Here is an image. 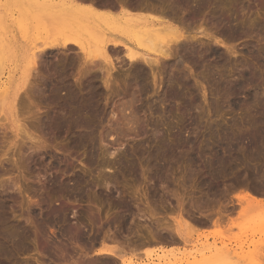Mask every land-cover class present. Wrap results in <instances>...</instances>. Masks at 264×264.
Here are the masks:
<instances>
[{
  "label": "rangeland",
  "instance_id": "obj_1",
  "mask_svg": "<svg viewBox=\"0 0 264 264\" xmlns=\"http://www.w3.org/2000/svg\"><path fill=\"white\" fill-rule=\"evenodd\" d=\"M40 1L42 0H0V33L12 31V35L15 36V46L23 48L24 51L41 47L42 39L50 37V22L47 23L46 20L51 19V11L46 10ZM95 1L97 4L100 1L98 7L101 8V0ZM166 1H168V5L170 0ZM68 3L66 5L70 7L71 4ZM159 3L158 6H161ZM27 4L28 8L24 7ZM173 4L171 3L176 12L181 11L178 12L179 15L177 13L179 17L186 15V19H190L188 12L180 9L181 7L178 5L176 6L178 3ZM195 4L192 3V6ZM212 4L218 6L219 0H214ZM222 4L220 2L219 6ZM223 5L217 8L224 12L225 16L229 15L227 17L234 19L246 36L241 34L235 39L226 37V40L225 37H220L224 41V45H220L218 48L224 61H218L215 56L212 58L204 56L205 58L202 57L203 59H200L199 64H195L196 66L193 62H189L191 65L180 64L179 67H181L178 71L182 75L181 78L186 77L182 78L184 81L179 84V90H183L182 93L185 96L182 100L169 101L168 97H164L163 93L167 90L166 86L171 74L165 68L169 61L161 62L162 69L156 77H152L153 73L150 68L141 62L148 70L147 73L150 72L148 73L149 80L147 79L148 92H150L142 96L137 93V97L127 94L126 87H123L127 85V81L131 80L128 75L132 74L134 68L124 58L123 52L119 54V57L122 58L119 60L111 54L113 60L116 61L114 62L116 68L109 81V84L112 85L104 87L105 79L103 78L101 82L99 80V94L92 99L94 109H97L94 116H89L95 125L93 128L98 125L96 127L98 132L95 128V135H93L97 139L94 140L97 143L87 140L81 149L74 146L79 134L78 130L75 129L73 132L68 129L67 132L59 128L58 130L55 120L68 105L66 89L69 87L63 86L65 82L61 80L62 74L60 75V73L64 69H66L64 72H67L72 68L67 72L69 76L71 75V79L68 77L69 82L67 83L72 87L77 86V88L88 84V80L84 78L85 75L80 74L79 67L81 61L83 62L81 60L83 55L78 54L77 48L68 51L56 49V52L51 50L46 53L47 55H44L45 57L41 61L42 63L45 61L42 70L47 65L46 63H48L46 68L52 64L49 70L55 74H52L54 77L51 75L47 77L49 73L46 69L47 75L44 70L40 72L42 76L37 78L39 81L37 79L32 81V83H37L36 86L32 84L36 89L31 85H29L30 89L26 87L27 93L23 90L21 92L23 97L21 95L18 97L14 108L7 109V117L3 114L0 115L5 117H0V120L4 119L0 122V236L4 235L6 229L13 233L18 232L17 235L23 234L24 231L33 234L30 239H27L28 241H22L17 243L18 246L16 244L11 247L10 250L13 248L12 255L4 254L7 257L2 254L6 244L0 239V252L2 251L0 264H93V262L94 264H121V261H124L125 264H207L208 262V264H264V154L263 158L259 155L255 156L259 157L256 160L254 156L246 157L245 155L247 159L241 156L239 158L243 160L240 163L237 160L236 164L231 166L228 162L221 168L208 167L207 164L205 166L204 163L208 161L210 155H205L202 157L203 159L200 158L202 163L204 162L203 164L196 159L193 165V161L190 160L206 148L207 144L204 145V143L210 137L217 139L219 136L218 140H221L225 138L224 135L228 130L232 129L233 131L230 132L233 133H238L240 130L239 132H243L249 137L246 135V139L240 143L247 147L250 137L254 135V130L258 128L264 130V108H261L264 107V103H259L260 106L263 104L260 107L255 99L247 100L249 93L254 94L253 90L264 91V0H230L229 5L225 4L226 7ZM103 6L105 5H102V8H104ZM163 6L167 9L165 3ZM213 6L211 8L213 11L206 7L198 16L200 19L195 18L197 25L205 23L204 25L207 27L211 23L209 20L214 21L216 7ZM168 8L171 7L168 5ZM189 8L187 7L186 10L190 11ZM208 12L212 14L209 15ZM203 14L204 17H202ZM183 16L181 18H184ZM190 20L192 23V19ZM212 24L214 22L208 26L209 30ZM209 33L211 32L209 31ZM215 36H219V34ZM201 39L202 41L198 40L200 45L214 46L215 44L214 41H210L206 37ZM6 60L8 66L13 69L22 63L16 54L13 57H7ZM78 60L79 62H77ZM174 61L176 60H170L169 64L171 62L174 64ZM71 62L72 66H67L66 63ZM217 62L221 67H214ZM56 64L59 66L65 64L66 66L63 65L60 68ZM192 66L195 67V70L192 69ZM52 67L55 69L53 70ZM18 69L20 70L21 66ZM251 69L254 70L253 73H263V80L260 78L256 82L258 87H261L252 86L249 88L250 92H248L247 98L244 97V94L239 96V100H237L243 105H235L234 100H228L229 97H226L224 92L219 93L215 84L216 73L219 70L226 73L225 75L230 74V78L240 79L243 72ZM64 75L66 74L64 73ZM103 75L106 78V72ZM57 76L60 79H57ZM47 79L50 80L47 81ZM47 82L53 83V88ZM54 86L55 88L59 87V89L56 88L59 90L57 91L59 99L57 97L52 99ZM115 88H118L119 94ZM204 92H206V99L202 97ZM195 96H200L197 97L198 101L195 100ZM250 102H254L256 105ZM185 103L188 104L187 110L183 107ZM233 125L237 127L235 128ZM257 125L260 127L257 128ZM21 129L26 130L32 136L31 141L22 133ZM225 130L227 131L221 134ZM262 130L258 131L264 134ZM161 139L164 141L162 142ZM179 140H182L180 148L175 146ZM160 144L162 146H159ZM93 146L100 149L101 152L96 150L95 156L100 154L98 158L101 161L95 157L98 160L94 164L90 160ZM158 146L162 149L160 150ZM74 147L75 149H73ZM184 149L186 151L183 152ZM199 150L201 151L199 152ZM159 151L164 153L166 151L168 157H164L165 154H160ZM188 154L191 158H188ZM156 155L162 156L159 158ZM101 157H104V160L107 158L109 161L112 159L113 162H116L115 165L119 161L121 167L113 166L115 168L111 167L112 172H110ZM113 173H117L115 180L111 179L110 181L107 176L104 177V175ZM99 174L101 175L99 176ZM98 178H100V183H98ZM107 184H109V188ZM247 191H250L253 197L255 195L257 200L261 199L263 204L255 205L252 200L240 199L245 196ZM63 208L66 209L65 215L54 214L55 211ZM47 211L53 212L50 223L46 222ZM74 225L83 228L81 236L72 238V240L80 239L83 256H81V250L76 249L71 243V238L61 235L64 232L62 229L72 228ZM52 229H55L54 232ZM85 229L87 230L86 234L84 233ZM89 229H92L95 235L89 236ZM2 232L3 234H1ZM36 239L38 242L35 241ZM36 242L37 244H35ZM57 242L58 244L62 242L73 245L69 244L62 252L60 249L52 248ZM102 250L113 252L114 256L99 255ZM82 257L84 259H81Z\"/></svg>",
  "mask_w": 264,
  "mask_h": 264
},
{
  "label": "bare ground",
  "instance_id": "obj_2",
  "mask_svg": "<svg viewBox=\"0 0 264 264\" xmlns=\"http://www.w3.org/2000/svg\"><path fill=\"white\" fill-rule=\"evenodd\" d=\"M214 0H170V3L167 5L166 0H101L102 5L104 8L98 7L97 1L95 0H42L40 1L41 5L46 9V10H50L51 14H50V18H48V20H46V22H50V37H46L45 39H42V45L41 47H37L34 50H29V51H24L23 48H17L15 46V36L12 35V31H2L0 33V115L3 114L4 116L7 117V109L9 107H13L16 104L15 102L17 101L18 97L21 95V92H26V90H28L26 87L29 88V85L33 86L32 84H35L34 82L32 83L33 80L36 81V79L39 76H42L40 72H45L46 74V70H48V75L53 76L52 74H54L51 70H49L52 66V64L50 65V67L47 69L46 66L48 65V63H46L47 65H45V68L42 70V67L44 66V63H42L41 61L43 60V57H45L44 55L51 50H55V52L58 49H64V50H72L74 48H77L79 50L78 54H82L83 57L81 60H83V62L81 61V65H80V74L81 75H85L84 78H86L88 81V84L86 86H84L82 83V87L79 86V88L76 87H72L71 84L67 83L69 82V78L71 79V75L69 76V74L67 72H64L66 69H64V72L66 75H64V73H60V75L62 74V81L65 82V84L63 83V86L69 87L68 89H66V94L68 96V105L65 107L66 109L64 110V112L61 115H58L56 121V125L58 126L57 129L59 128L60 130H66L65 132L68 131H72L73 130H78L79 134L77 135V141L75 142V147L76 148H82V146L84 145L85 141L87 140H97L95 139V128L98 126H96L95 128H93L95 125H93L92 121L90 120L91 116H94V112L97 109H94V104H92V99L94 97H96L99 94V90H100V85H98V82L104 78V87H110L111 85L109 84V81L112 77V72L115 70L116 68V64H114L113 60V56L111 57V54H113L115 56L116 59H122L119 57V54H124V58L127 59V62L131 64V66L134 68V70H132L133 72H131L132 74L128 75L130 76L129 79H131L130 81H127V85L123 86L126 87V93L129 94L130 96L136 95L137 93H139L141 96L143 94H146L148 92V86H147V79H148V70H146V67L143 66L141 64L145 63L149 68L150 71L153 73L152 77H156L157 74H159V71L162 69V66L160 67L161 62L163 61H169L175 59L176 61H174L175 63L173 64L172 62L169 64L165 65V68L167 70H169L171 72L170 74V79L168 82L167 90L166 92H164L163 94L164 97H168L169 101L173 100V101H178V100H182V98H185V96L183 95L182 91L179 90V84L182 83V78H186V77H182L181 78V74L179 68L180 64H189V62H193V64H199L200 59H203L202 57L207 56L208 58L212 56H215L218 61L221 62L222 59V54L220 52V49L218 48V46L220 47V45H224V41H222L220 39V37H226L227 38H234L237 37L238 35H245V33L243 32V30H241L238 24L235 23L234 19H231L230 17L225 16L224 12H222L219 8L217 7H221L223 4L225 5H229L230 4V0H219V4L221 2V6H218L215 4H212ZM67 2H69L68 4H71L70 7H68ZM158 2L159 5L158 6ZM34 3V2H33ZM156 3V4H155ZM164 3L167 6V9L163 6ZM174 5L173 3H178L176 4V6L178 5L179 7H181L180 9L185 10L186 12H188V17H190V19H192V23H190V19L188 18V20L186 19V15L183 16L184 18L179 17V11H175V7L172 5ZM192 3H196L195 6H192ZM229 3V4H228ZM163 4V5H162ZM212 4L213 7H216L214 10L216 17L214 18V21L209 20L211 23L214 22V24H212L211 29L209 30V27L211 25H208L207 27L204 24H200L197 25L195 23V18L200 19L198 16L201 15L202 11H204L203 9H205L206 7H209L207 9L212 10V6L210 8V5ZM171 5V6H170ZM192 7H191V6ZM223 5V6H224ZM225 5V7H226ZM28 4L24 7L28 8ZM164 8H163V7ZM190 7V11H187L186 8ZM182 10V12H183ZM209 10V11H210ZM213 11V10H212ZM181 12V11H180ZM16 13V12H15ZM178 13V15H177ZM205 13V12H204ZM184 14V13H182ZM209 14V12L207 13ZM212 14V13H210ZM209 14V15H210ZM181 15V13H180ZM190 15V16H189ZM212 16V15H211ZM204 17V14L203 16ZM201 17V19H202ZM209 17V16H208ZM207 17V20H208ZM190 20V21H189ZM203 20V19H202ZM189 22V23H188ZM203 22V21H202ZM209 23V22H207ZM215 30L213 32V29ZM212 33H209V31ZM212 30V31H211ZM214 33L219 34V36H215L217 34L214 35ZM248 34V33H247ZM246 36V35H245ZM208 38V40L210 39V41H214V46H210L207 45L205 46L204 44H198V40L202 41L201 38L205 39ZM18 38V37H17ZM201 39V40H200ZM237 39V38H236ZM230 41V40H229ZM233 48V46H231ZM57 49V50H56ZM234 49V48H233ZM233 49L230 48V50L232 51V53H234ZM228 50V49H227ZM222 51V50H221ZM228 52V51H227ZM49 53V52H48ZM64 53V52H63ZM14 54H16L20 61L22 63L19 64L18 67L21 66V69L19 70L18 67L16 69L11 68L10 66H8L7 64V57H13ZM62 54V53H61ZM69 54V53H68ZM67 54V55H68ZM229 54V53H228ZM236 54V53H235ZM47 55V54H46ZM71 55V54H70ZM121 56V55H120ZM123 57V56H122ZM206 57V58H207ZM261 57V56H260ZM205 58V57H204ZM259 58V55H258ZM56 59V58H55ZM73 59V58H72ZM77 59V58H76ZM257 59V58H256ZM210 60V59H209ZM124 61V60H123ZM122 61V62H123ZM198 61V62H197ZM216 61V60H215ZM224 61V60H223ZM258 61V60H256ZM19 62V61H18ZM59 63V60L57 61ZM66 62V61H65ZM79 62V60L77 61ZM51 63V62H49ZM53 63V61H52ZM57 63V64H58ZM165 63V62H164ZM224 63V62H223ZM54 64V63H53ZM56 66L58 67L59 65ZM61 64V62H60ZM67 66H72V62L71 63H66ZM123 64V63H122ZM129 64V65H130ZM144 64V65H145ZM216 65H214V67H218L221 65H219L220 63L217 62L215 63ZM65 65V64H63ZM60 65V66H63ZM126 65V64H125ZM191 65V64H189ZM209 65H211V63H209ZM55 66V65H54ZM59 66V67H60ZM66 66V65H65ZM64 66V67H65ZM74 66V65H73ZM196 66V65H195ZM213 66V65H212ZM125 67V66H124ZM199 67V65H198ZM211 67V68H214ZM61 68V67H60ZM59 68V69H60ZM68 68V67H67ZM148 68V69H149ZM195 67L192 66V69ZM209 68V67H208ZM249 68V67H248ZM260 68V67H259ZM53 69V67H52ZM55 69V68H54ZM53 69V70H54ZM58 69V68H57ZM58 69V70H59ZM75 69V68H74ZM125 69V68H123ZM128 69V68H127ZM254 69V68H253ZM253 69L249 70V71H245L243 72L242 77L240 79H234V78H230V74L225 75L224 73H222L220 70L216 73L217 78L215 79L216 82V86H217V90L220 92H224L226 97H229L228 100L232 99L235 102V105H243L239 103V96H241L242 94H244V97L247 98L249 96V99H247L248 101L250 99H255L258 102V105L260 106L259 103H264V91H259V89L253 90V95L248 92H250L249 88L250 87H258V85L256 84V82H258V80L261 78H263V73L259 74L258 72H254L253 73ZM42 70V71H41ZM197 70V69H196ZM226 70V69H225ZM56 71V70H55ZM118 71V69H117ZM210 71V70H209ZM214 71V70H213ZM228 71V70H227ZM57 72V71H56ZM106 72V78L104 77L103 73ZM183 72V71H182ZM181 72V73H182ZM58 73V72H57ZM119 73V72H118ZM168 73V72H167ZM195 73V72H194ZM40 74V75H39ZM43 74V73H42ZM68 74V75H67ZM71 74V73H70ZM101 74V75H100ZM214 74V73H213ZM55 75V74H54ZM58 75V74H56ZM126 75V76H127ZM150 75V74H149ZM186 75V74H185ZM195 75V74H194ZM45 76V75H44ZM59 76H57V79H60ZM77 76V75H76ZM75 76V77H76ZM127 76V77H128ZM54 77V76H53ZM80 77V75H79ZM78 77V78H79ZM42 78V77H41ZM50 78V77H49ZM56 78V77H55ZM54 78V79H55ZM81 78V77H80ZM83 78V79H84ZM121 78V77H120ZM126 78V77H125ZM44 79V77L42 78ZM46 79V78H45ZM53 79V82L55 83ZM73 79V78H72ZM119 79V78H118ZM128 79V80H129ZM153 79V78H152ZM156 79V78H155ZM38 80V79H37ZM50 80V79H49ZM47 79V81H49ZM52 80V79H51ZM56 80V79H55ZM77 80V79H76ZM75 80V81H76ZM85 80V79H84ZM149 80V79H148ZM161 80V78H160ZM263 80V79H262ZM39 81V80H38ZM61 81V82H62ZM81 81V80H80ZM83 81V80H82ZM103 81V80H102ZM123 81V80H122ZM166 81V80H165ZM71 82V81H70ZM85 82V81H84ZM121 82V81H120ZM130 82V83H129ZM186 82V81H185ZM261 82V81H260ZM31 83V84H30ZM49 82H47L48 84ZM60 83V82H58ZM76 83V82H75ZM117 83V82H116ZM124 83V82H122ZM156 83V81H155ZM188 83V82H187ZM37 84V83H36ZM35 84V86H36ZM40 84V83H39ZM51 84V86L53 85V83H49ZM80 84V85H81ZM103 84V83H102ZM119 84V83H118ZM116 84V85H118ZM209 84V83H208ZM263 84V83H262ZM57 85V83H56ZM55 85V86H56ZM73 85V84H72ZM77 85V84H76ZM110 85V86H109ZM257 85V86H256ZM40 86V85H39ZM42 86V85H41ZM40 86V87H41ZM54 86V89L52 91V99H55L58 95L59 91V87L58 89H56ZM121 86V85H119ZM150 86V85H149ZM45 87V86H44ZM47 87V86H46ZM81 87V88H80ZM122 87V86H121ZM261 87V86H259ZM258 87V88H259ZM35 88V87H34ZM39 88V87H38ZM50 88V87H49ZM53 88V86H52ZM119 88V87H118ZM117 88V89H118ZM30 89V88H29ZM36 89V88H35ZM34 89V90H35ZM110 89V88H109ZM114 89V88H113ZM116 89V88H115ZM116 89V92H118ZM151 89V88H149ZM208 89V88H206ZM33 90V88H32ZM68 90V92H67ZM120 90V89H119ZM262 90V89H261ZM30 91V90H29ZM37 91V90H35ZM46 91V90H45ZM61 91V90H60ZM112 92H114V90L111 89ZM125 93V90H123ZM122 91V93H123ZM255 91V92H254ZM63 92V91H62ZM150 92V91H149ZM148 92V93H149ZM155 92V91H154ZM196 92V91H195ZM198 92V91H197ZM208 92V91H207ZM25 93V94H26ZM31 93V92H30ZM35 93V92H34ZM33 93V96H35ZM44 93V92H43ZM120 92H118L119 94ZM121 93V94H122ZM156 93V92H155ZM154 93V94H155ZM218 93V92H217ZM252 93V92H251ZM40 94V93H39ZM60 94V93H59ZM105 94V93H104ZM120 94V96H122ZM43 95V94H42ZM61 95V94H60ZM114 95V93H113ZM138 95V94H137ZM136 95V96H137ZM147 95V94H146ZM162 95V94H161ZM248 95V96H247ZM22 96V95H21ZM40 96V95H39ZM59 96V95H58ZM63 96V95H62ZM66 96V95H65ZM117 96V97H120ZM124 96V95H123ZM184 96V97H183ZM23 97V96H22ZM125 97V96H124ZM138 97V96H137ZM163 97V98H164ZM200 97V96H197ZM197 97L195 96V100H197ZM204 99H206V92H204L203 96ZM215 97V96H214ZM39 98V97H38ZM58 98V97H57ZM142 98V97H141ZM140 98V99H141ZM144 98V97H143ZM21 99V97H20ZM24 99V98H23ZM27 99V98H26ZM59 99V98H58ZM65 99V98H64ZM116 99V98H115ZM121 99V98H120ZM134 99V98H133ZM238 99V100H237ZM126 100V99H125ZM129 100V99H128ZM132 100V99H131ZM129 100V101H131ZM143 100V99H142ZM162 100V99H161ZM185 100V99H184ZM237 100V101H236ZM122 101V100H121ZM204 101V100H203ZM254 101V102H256ZM19 102V101H18ZM187 102V100H186ZM206 102V101H205ZM252 103L253 105H256L255 103ZM15 103V104H14ZM24 103V102H23ZM131 103V102H130ZM129 103V104H130ZM184 103V102H182ZM192 103V102H191ZM123 104V103H122ZM126 104V103H125ZM124 104V105H125ZM186 104V103H185ZM183 105V107L187 110L188 108V104ZM240 104V105H239ZM22 105V104H21ZM96 105V104H95ZM17 106V105H16ZM19 106V105H18ZM123 106V105H122ZM128 106V105H127ZM131 108V105H129ZM263 106V104L261 105ZM260 106V107H261ZM133 107V106H132ZM182 107V108H183ZM217 107V106H216ZM125 108V107H124ZM128 108V107H127ZM218 108V107H217ZM264 108V107H261ZM16 109V108H15ZM123 109V108H122ZM129 109V108H128ZM151 109V108H150ZM153 109V108H152ZM156 109V108H155ZM158 109V107H157ZM163 109V108H162ZM220 109V108H219ZM100 110V109H99ZM124 110V109H123ZM121 110V111H123ZM166 110V108H165ZM190 110V109H189ZM254 110V109H253ZM12 111V110H11ZM62 111V110H61ZM156 111V110H155ZM161 111V110H160ZM164 111V109H163ZM231 111V110H230ZM101 112V111H100ZM98 112V113H100ZM125 113V110L123 111ZM187 112V111H186ZM97 113V112H96ZM132 113V112H131ZM258 113V112H257ZM17 114V113H16ZM58 114V113H57ZM134 114V112H133ZM209 114V113H208ZM91 115V116H90ZM132 115V114H131ZM130 115V116H131ZM220 115V114H219ZM246 115V114H245ZM4 116H0L1 118ZM90 116V117H89ZM133 116V115H132ZM19 117V115H18ZM137 117V116H135ZM134 117V118H135ZM245 117V116H244ZM0 118V119H1ZM5 118V117H4ZM124 118V117H123ZM130 118V117H129ZM133 118V120H134ZM243 118V117H242ZM241 118V119H242ZM128 119V118H127ZM245 119V118H244ZM4 120V119H3ZM3 120H0L3 121ZM126 120V119H125ZM130 120H132L130 118ZM136 120V119H135ZM128 122V121H127ZM132 123V122H131ZM236 124V123H234ZM257 124V123H256ZM129 125V124H128ZM127 126V125H126ZM162 126V125H161ZM235 127V125H233ZM259 125H257L258 128ZM55 127V126H54ZM53 127V128H54ZM235 128L237 127H235ZM260 127V126H259ZM3 128V127H2ZM21 128H23L21 126ZM93 128V129H92ZM215 128V127H214ZM254 128V126H253ZM252 128V129H253ZM25 129V128H24ZM58 129V130H59ZM210 129V128H209ZM251 129V130H252ZM255 129V128H254ZM264 129V128H263ZM22 133L25 134V136L30 139V141L32 140V136L26 132V130L23 131ZM224 130V129H223ZM232 129H230L231 131ZM239 130V129H238ZM258 130H262L261 128L254 130V135H252L250 137V142L248 141V145L247 147H245V144H240L242 142V140L246 139V135L243 132H229L227 130L222 131L221 134H223L224 132L227 131V133L224 135L225 138L222 140H218L217 139H211L212 137H210V139L205 145L206 148L199 153L201 150H199V154H197V156H194L195 158L190 159L191 162L193 161V165L194 162L197 160H200L199 162L202 163V160L200 158L204 157L205 155L208 156V161H206L204 164L205 166L208 165V167H224L225 163H228L229 165L233 166L234 164H236V161L238 160L239 163L240 161H242L243 159H240L239 157L246 155V157H250V156H261V158H263V154H264V134L261 133V131L259 132ZM2 131V130H1ZM97 131V128H96ZM217 131V129H216ZM233 131V130H232ZM242 131V130H241ZM256 131V132H255ZM258 131V132H257ZM264 131V130H262ZM60 132V131H59ZM77 132V133H78ZM98 132V131H97ZM4 133V132H3ZM75 133V132H74ZM219 133V131L217 132V134ZM247 133V132H246ZM252 133V132H251ZM108 134V133H107ZM211 134V133H210ZM216 134V133H214ZM7 135V134H6ZM110 135V134H109ZM162 135V134H161ZM219 135V134H218ZM5 136V134H4ZM8 136V135H7ZM211 136V135H209ZM213 136V134H212ZM215 136V135H214ZM223 136V135H222ZM9 137V136H8ZM99 137V136H98ZM109 137V136H107ZM111 137V136H110ZM181 137V136H179ZM248 137V135H247ZM263 137V138H262ZM7 138V137H6ZM216 138V137H215ZM220 138V137H219ZM249 138V137H248ZM164 139V138H163ZM186 139V138H185ZM36 140V139H35ZM158 140L160 141V138H158ZM162 140V139H161ZM177 140V139H176ZM188 140H190L188 138ZM215 140V141H212ZM164 140H162L163 142ZM186 141V140H185ZM192 141V140H191ZM200 141V140H199ZM204 141V140H203ZM97 143V141H94ZM175 142V141H174ZM182 140L178 141L177 144L175 145L176 147H179L181 145ZM195 142V140H194ZM202 142V141H201ZM168 143V142H167ZM176 143V142H175ZM173 143V144H175ZM187 143V142H186ZM193 143V141H192ZM191 143V144H192ZM74 144V143H73ZM89 144V143H88ZM163 144V143H162ZM162 144H160L159 146H162ZM169 144V143H168ZM183 144V143H182ZM197 144V143H196ZM199 144V143H198ZM165 145V144H164ZM187 145V144H186ZM185 145V146H186ZM195 145V144H194ZM98 146V145H95ZM93 146L91 150H93L92 152V157L90 158L92 164H94V162L96 163V160L100 159L98 158V156H95V152L96 150H98L97 147ZM158 146V148H159ZM190 146V144H189ZM204 146V147H205ZM75 147L73 149H75ZM91 147V146H90ZM99 147V146H98ZM168 147V146H166ZM85 148V147H83ZM97 148V149H96ZM157 148V149H158ZM180 148V147H179ZM192 148V147H191ZM102 149V148H101ZM160 150L162 149L159 148ZM173 149V147H172ZM176 149V148H174ZM182 149V148H181ZM199 149V147H198ZM168 150V149H167ZM178 150V148H177ZM78 151V150H77ZM163 151V150H162ZM159 151L160 154H163L164 152ZM169 151V150H168ZM173 151V150H171ZM186 151L185 149L183 150V152ZM195 151V150H193ZM100 152V151H99ZM157 152V151H156ZM191 152V151H190ZM189 152V153H190ZM101 153V152H100ZM105 153V151H104ZM103 153V154H104ZM172 153V152H171ZM97 154V152H96ZM156 154V153H155ZM164 157L166 156V151L164 153ZM173 154V153H172ZM170 154V155H172ZM186 154V153H185ZM191 154V153H190ZM150 155V154H149ZM158 155V152H157ZM156 155V156H157ZM168 155V154H167ZM169 155V156H170ZM174 155V154H173ZM193 155V154H191ZM263 155V156H262ZM162 155L157 156L159 158H161ZM189 156V154H188ZM95 157H97L98 159H95ZM168 157V156H166ZM180 157V155H179ZM186 157V156H185ZM242 157V158H244ZM245 157V158H246ZM254 157H252L254 159ZM102 159L104 157H101ZM131 158V157H130ZM156 158V157H155ZM163 158V157H162ZM175 158V157H174ZM182 158V157H181ZM188 158H191L190 156ZM207 158V157H206ZM240 160H239V159ZM256 158L259 157H255ZM107 159V158H106ZM104 160V164L105 166L109 169L110 172H112V168H115L113 166H117L119 165V161L118 164L115 165L116 162H113L112 159H110L111 161ZM173 159V158H172ZM180 159V158H179ZM203 159V158H202ZM247 159V158H246ZM250 159V158H249ZM95 160V161H94ZM115 161V158L113 159ZM101 161V159H100ZM168 161V160H167ZM176 161V160H175ZM204 161V160H203ZM245 161V159H244ZM249 161V160H246ZM253 161V160H251ZM128 162V161H127ZM149 162V161H148ZM163 162V161H162ZM169 162V161H168ZM171 162V161H170ZM190 162V161H189ZM198 162V163H199ZM100 163V162H99ZM121 163V162H120ZM167 163V162H166ZM197 163V164H198ZM202 163V164H203ZM246 163V162H245ZM243 163V164H245ZM103 164V166H104ZM162 164V163H161ZM164 164V163H163ZM172 164V163H171ZM170 164V165H171ZM207 164V165H206ZM227 164V165H228ZM166 165V164H165ZM164 165V166H165ZM168 165V164H167ZM228 165V166H229ZM101 166V163H100ZM120 166V165H119ZM123 166V165H122ZM126 166V165H125ZM201 166V165H200ZM112 167V168H111ZM121 167V166H120ZM193 167V166H192ZM237 167V166H236ZM101 168V167H100ZM235 168V167H234ZM123 169V168H122ZM170 169V168H169ZM199 169V168H198ZM206 169V168H205ZM212 169V168H211ZM210 169V170H211ZM240 169V168H239ZM200 170V169H199ZM203 170V169H202ZM209 170V169H208ZM217 170V169H216ZM215 170V171H216ZM222 170V169H221ZM228 170V169H227ZM213 171V170H212ZM223 171V170H222ZM238 171V170H237ZM161 172V170H160ZM168 172V170H167ZM196 172V171H195ZM201 172V171H200ZM210 172V171H208ZM221 172V171H220ZM246 172V171H245ZM255 172V171H254ZM105 173V172H104ZM219 173V171H218ZM225 173V172H224ZM247 173V172H246ZM86 174V173H85ZM102 174V173H101ZM99 174V176L101 175ZM121 174V173H119ZM122 175V174H121ZM213 175V174H212ZM107 176V179H109L111 181V179L115 180V178L117 177V173H113V174H108V175H104V177ZM222 176V175H221ZM228 177V175H227ZM251 177V176H250ZM214 178V177H213ZM99 182L100 183V178ZM237 179V178H236ZM258 179V178H257ZM105 180V179H104ZM228 180V179H227ZM92 181V180H91ZM250 181V180H249ZM109 181L107 180V183ZM63 183V182H62ZM106 183V182H105ZM250 183V182H249ZM65 184V183H64ZM56 185V184H55ZM58 185V184H57ZM99 185V184H98ZM111 185V183H110ZM244 185V184H243ZM247 185V184H246ZM96 187V186H95ZM99 187V186H98ZM107 187L109 188V184H107ZM242 187V186H240ZM63 188V187H62ZM231 188V187H230ZM60 189V188H58ZM67 189V188H66ZM260 190V189H259ZM63 191V190H62ZM203 191V190H202ZM53 192V191H52ZM56 192V191H55ZM46 193V192H44ZM51 193V192H50ZM226 193V192H225ZM255 193V192H254ZM257 193V192H256ZM55 194V193H54ZM205 194V193H204ZM49 196V195H48ZM52 197V196H50ZM43 198V197H42ZM257 197L252 196V194H250V191L245 192V196L240 198V199H246L247 201L252 200L253 203L256 205H261L263 204L262 201H260L259 199H256ZM239 199V200H240ZM46 200V199H45ZM210 200V199H208ZM242 201V200H240ZM47 202V200H46ZM44 203V201H43ZM43 203H41L43 205ZM51 204V202H49ZM208 203V202H207ZM243 203V202H242ZM45 204V203H44ZM231 204V203H230ZM220 205V204H219ZM224 205V204H222ZM227 205V204H225ZM46 206V205H45ZM228 206V205H227ZM220 207V206H219ZM222 207V206H221ZM225 208V207H224ZM228 208V207H227ZM1 209V208H0ZM65 208L63 209H58V211H55L54 214H58L60 216V214L65 215ZM230 210V209H229ZM3 211V210H2ZM184 211V210H183ZM221 211V210H220ZM224 211V210H222ZM69 212V211H68ZM87 212V211H86ZM93 212V210H92ZM41 213V212H40ZM46 213V212H45ZM52 211L51 213L49 211H47V215L48 217L45 219L47 223H50V218L52 215ZM228 213V212H226ZM154 214V213H152ZM222 214V213H221ZM262 214V213H261ZM2 215V214H1ZM95 216V215H94ZM257 216V215H256ZM55 217V216H54ZM62 217V216H61ZM224 217V216H223ZM4 218V217H3ZM79 218V217H78ZM91 218H95V217H91ZM254 218V217H253ZM64 219V218H63ZM67 220V219H66ZM79 220V219H78ZM7 221V220H6ZM32 221V220H31ZM41 221V220H40ZM64 221V220H63ZM35 222V221H34ZM52 222V221H51ZM68 222V221H66ZM79 222V221H78ZM38 223V222H37ZM73 223V222H72ZM75 223V222H74ZM58 224V223H57ZM60 224V223H59ZM76 224V223H75ZM79 224V223H77ZM9 225V224H8ZM7 225V226H8ZM32 225H36V224H32ZM45 225V224H44ZM61 225V224H60ZM71 225V224H70ZM81 225V224H80ZM20 226V225H19ZM30 226V225H29ZM65 226V225H64ZM82 226V225H81ZM37 227V226H36ZM50 227V226H48ZM8 228V227H6ZM38 228V227H37ZM57 228V227H56ZM62 228V227H61ZM70 228V229H67ZM62 229V234L63 236L69 237V239L73 237H79V235H82V229L81 227H78L77 225H74L72 228L71 227H67ZM90 228V227H89ZM5 229V228H4ZM9 229V228H8ZM17 229V228H16ZM23 229V228H22ZM67 229V230H65ZM11 230V229H10ZM15 230V229H14ZM29 230V228H28ZM53 230V229H52ZM51 230V231H52ZM55 230V229H54ZM53 230V232H54ZM21 231V230H20ZM49 231V230H48ZM61 231V230H60ZM150 231V230H149ZM42 232V231H41ZM44 232V231H43ZM87 232V230L85 229L84 233ZM18 233V232H17ZM17 233H13L12 231L10 232L9 230L5 231L4 235L0 238L2 239V241L6 244V247L3 249L4 252L2 253V251L0 252V257H1V253L4 255H8L10 253L12 249L10 250L11 247H14L17 243H20L22 241L27 240L28 238L30 239V237H32L33 234H30L29 231L27 232H23V234L21 235H17ZM32 233V232H31ZM37 233V232H36ZM89 236H92L93 234V230L89 229L88 232ZM106 233V232H105ZM104 233V234H105ZM3 234V232L1 233ZM39 234V233H38ZM41 234V233H40ZM71 234V235H68ZM86 234V233H85ZM97 234V233H96ZM107 234V233H106ZM105 234V235H106ZM31 235V236H30ZM37 235V234H35ZM80 235V236H81ZM95 235V234H93ZM71 236V237H70ZM46 237V236H45ZM61 237V236H60ZM83 237V236H82ZM111 237V236H110ZM85 238V237H84ZM103 238V237H102ZM43 239V238H42ZM41 239V240H42ZM61 239V238H60ZM105 239V238H104ZM110 239V238H108ZM34 240V239H33ZM39 240V239H38ZM28 241V240H27ZM31 241V240H30ZM29 241V242H30ZM37 241V239L35 240ZM46 241V240H45ZM44 241V242H45ZM60 241V240H59ZM62 241V239H61ZM65 241V240H64ZM33 242V241H32ZM38 242V241H37ZM37 242L35 244H37ZM43 242V243H44ZM69 242V241H68ZM90 242V241H89ZM93 242V241H92ZM3 243V244H4ZM28 243V242H27ZM67 243V242H65ZM74 244V247L76 249L81 250L82 255H84L83 252V246H81L80 244V239L78 240V238L73 239L72 242ZM69 243V244H71ZM34 244V245H35ZM39 244V243H38ZM54 244V243H53ZM69 244H64L62 242H58L54 245V247L56 250L60 249V251L64 252L65 247L69 246ZM71 244V246L73 245ZM45 245H48V243H45ZM50 245V244H49ZM2 246V245H1ZM18 246V244H17ZM70 246V247H71ZM23 247V246H22ZM20 247V248H22ZM36 247V246H35ZM39 246L37 245V248ZM45 247V246H44ZM48 247V246H47ZM50 247V246H49ZM69 247V248H70ZM73 247V249H74ZM19 248V247H16ZM25 248V247H24ZM43 248V247H42ZM69 248H67L69 250ZM72 248V247H71ZM46 249V247H45ZM48 249V248H47ZM54 249V250H55ZM66 249V250H67ZM75 249V250H76ZM26 250V249H25ZM55 250V251H56ZM87 250V248H86ZM59 252V251H58ZM61 252V253H62ZM75 252V251H74ZM80 252V254H81ZM41 253V252H40ZM38 254V253H37ZM4 255V257L6 256ZM79 255V254H78ZM99 255H105V256H114L113 252L110 251H106V250H102L101 253H99ZM41 256V255H40ZM62 256V255H61ZM60 256V257H61ZM80 256V255H79ZM248 256V255H246ZM7 257V256H6ZM9 257V256H8ZM45 257V256H44ZM50 257V256H49ZM58 257V256H57ZM59 257V258H60ZM71 257V255H70ZM86 257V256H85ZM101 257V256H99ZM39 258V257H38ZM57 258V259H59ZM109 258V257H108ZM1 259V258H0ZM9 259V258H8ZM51 259V258H50ZM75 259V258H74ZM81 259H84L83 257ZM246 259V258H245ZM5 260V259H4ZM41 260V259H40ZM69 260V259H68ZM78 260V259H76ZM104 260V259H103ZM250 260V258H249ZM263 260V259H262ZM74 261V260H73ZM85 261V260H84ZM1 262V261H0ZM76 262V261H75ZM78 262V261H77ZM83 262V261H82ZM81 262V263H82ZM92 262V261H91ZM98 262V261H97ZM104 262V261H103ZM102 262V263H103ZM209 263V262H208ZM207 263V264H208ZM212 263V262H211ZM17 264V263H16ZM20 264V263H19ZM45 264V263H44ZM76 264V263H75ZM83 264V263H82ZM91 264V263H90ZM94 264V262H93ZM97 264V263H96ZM121 264H125L124 261H121Z\"/></svg>",
  "mask_w": 264,
  "mask_h": 264
}]
</instances>
